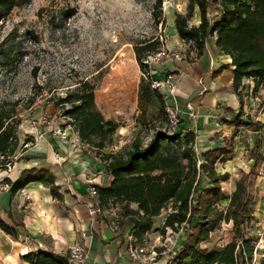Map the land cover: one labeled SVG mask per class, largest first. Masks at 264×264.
Instances as JSON below:
<instances>
[{"label": "rangeland", "instance_id": "rangeland-1", "mask_svg": "<svg viewBox=\"0 0 264 264\" xmlns=\"http://www.w3.org/2000/svg\"><path fill=\"white\" fill-rule=\"evenodd\" d=\"M171 1L180 4L179 9L170 8L157 19L153 17L156 0H19L20 4L0 19V109L13 114L11 121L17 124L19 140L13 162L8 167L1 162L0 174L9 172L22 150L36 145L43 136L56 135L62 140V132L77 133L74 118L66 113L72 102L56 103L82 82L93 85L95 108L113 128L107 139L111 152L125 149L134 138L145 145L157 131L171 134L178 129L166 123L148 81L149 67L146 72L136 59L139 54L144 60L158 48L164 32L173 41L174 26L168 23L166 13L170 21L172 11L174 16L186 14L188 0ZM218 9L210 0L208 15L212 18ZM184 55L188 58L190 50ZM251 83L244 108L251 106L254 114L264 110V86L255 90ZM262 134L264 139V130ZM241 139L249 138L244 135ZM84 144L91 152L104 153L91 143ZM249 154L250 149H244L235 161L219 164L220 171V167L228 169L233 176L221 182L226 196L231 194L227 185L249 170ZM255 173L250 186L253 218L245 231L257 236L264 228V159ZM4 185L5 179L0 177V190H8ZM205 186L208 181L202 176L198 189ZM226 205L227 200H223L219 206ZM170 207L171 203L167 209ZM155 220L154 225L160 226L161 217ZM182 232L183 228L166 236L153 226L144 243L162 252L158 257H163L179 246ZM231 235V224L221 222L203 245L221 247ZM260 258H264V241L256 243L255 264Z\"/></svg>", "mask_w": 264, "mask_h": 264}, {"label": "trees", "instance_id": "trees-1", "mask_svg": "<svg viewBox=\"0 0 264 264\" xmlns=\"http://www.w3.org/2000/svg\"><path fill=\"white\" fill-rule=\"evenodd\" d=\"M162 0H156L153 17L159 19ZM219 7L216 18L208 15L210 0H188L186 14L175 13L174 27L178 36L191 41L196 54H202L209 35H215L217 48L231 57L233 68L232 87L240 101V111L228 124L236 128L248 126L251 130H261L264 124L245 123L243 115L244 79L253 80V89L264 86V0H214ZM20 4L19 0H0V19L8 15ZM199 10L198 25H189L194 8ZM151 43V42H149ZM158 46V45H156ZM156 49L153 50L156 51ZM142 69L147 72V64L136 57ZM157 96L159 111L166 115L167 105L160 90L153 89ZM71 101L66 113L74 118L80 139L100 151L107 146L108 135L113 128L110 121L95 108L93 85L82 82L76 90L70 91L61 102ZM13 114L0 109V155L2 162H11L17 146L16 123L11 121ZM195 133L176 129L167 134L157 131L143 145L139 138L116 152L101 153L107 161V171L112 181L107 187L96 185L94 205L105 206L119 202L120 216L132 224L131 233L143 241L146 233L153 229L155 218L163 211L161 225L155 229L166 233L167 228L178 232L183 228L180 244L168 254L164 264H255L253 261L257 236L248 234L245 227L253 218V195L250 189L255 176V168L262 162L258 152L260 140L250 149L253 163L247 172H242L235 181L229 196L221 188V182L229 178L228 172L216 170V163L226 161L233 151L231 139L224 145L197 153L194 148ZM205 177L208 186L198 189L201 178ZM40 180L49 185L56 194L52 175L46 169H24L12 184V191L26 183ZM227 200L222 208L220 202ZM171 203V210L167 206ZM135 204V208L131 207ZM221 222L231 224V237L221 247L209 248L204 244ZM0 227L9 234L14 229L0 219ZM21 258L30 264H68L67 254L38 249L28 252ZM258 264H264L260 258Z\"/></svg>", "mask_w": 264, "mask_h": 264}, {"label": "crops", "instance_id": "crops-1", "mask_svg": "<svg viewBox=\"0 0 264 264\" xmlns=\"http://www.w3.org/2000/svg\"><path fill=\"white\" fill-rule=\"evenodd\" d=\"M213 12L215 16L212 18H216L219 10ZM171 13V21L168 13L166 17L168 23L174 26L173 11ZM199 21V10H196L192 25H198ZM174 31L175 37L172 42L169 41L172 48L178 47L180 41L175 27ZM186 49L190 50L188 58L184 55ZM182 54V61L167 59L156 67V77L167 73L174 75L173 88L165 87L160 92L167 109L178 110L179 123L175 129H191L195 133L194 148L197 153L222 146L226 139L232 140L233 151L228 159L216 163V170L228 172L231 179V172L222 167L220 171L219 164L235 161L244 149H251L257 139L260 140L258 152L264 159V127L251 130L248 126L236 128L228 124L227 121L233 120L240 111V101L232 87L234 66L231 57L217 48L215 35L207 37L201 55L196 54L191 43L182 48ZM250 82L253 87L252 79L243 80L241 119L249 124L257 121L264 124V110L253 114L251 106L244 108ZM244 135H248L249 139L242 140ZM110 149L105 146L101 150L108 153ZM22 152L10 171L0 174L10 185L9 190H0V219L15 232L12 235L0 227V264H30L21 256L38 249L66 254L67 245L75 241L84 248L85 260L82 264H140L127 252L132 224L126 217H121L119 230L112 231L104 218L89 213L88 204L95 199L89 193L90 184L107 187L112 181L106 165L95 157L94 152L86 145L83 149L74 148L56 135L48 136V139L43 136L36 145L26 146ZM11 158L13 161L14 157ZM246 163L251 167L253 160L248 156ZM30 168L46 169L53 177L57 195L40 180L30 181L12 191V184L21 172ZM235 181L231 182V186L227 185L229 193L233 191ZM160 217L162 222L163 215ZM148 237L149 232L143 242ZM167 258L168 255L157 257L152 264H164Z\"/></svg>", "mask_w": 264, "mask_h": 264}, {"label": "built area", "instance_id": "built-area-1", "mask_svg": "<svg viewBox=\"0 0 264 264\" xmlns=\"http://www.w3.org/2000/svg\"><path fill=\"white\" fill-rule=\"evenodd\" d=\"M177 7L179 9L180 4L173 5L171 0H162L161 2V9L162 12H166L167 9ZM160 46L157 48L156 51L147 55L146 59L143 61L149 67V83L152 89H162V88H169L172 89L174 85V75L171 73H167L163 77H156L157 76V69L156 67L162 64L167 59H173L176 61H182L184 56L182 54V48L191 43V41H186L180 38L178 47L172 48L169 44V38L167 33H163V36H159ZM179 123V115L178 110L176 108H168L167 109V124L170 128H175ZM62 141L68 142L74 148L83 149L85 147L84 142L80 139L78 132L77 133H70V132H62L61 134ZM95 157L102 162L103 164H107V161L102 158L101 153L96 154L94 153ZM2 162V156L0 155V163ZM11 162H5V167L11 165ZM3 163V162H2ZM3 164V165H4ZM0 165V169L4 166ZM4 187L6 189H10V185L5 183ZM89 193L92 196H96L97 188L96 184L92 183L89 186ZM89 213L99 215L104 218L107 223L109 224L112 231L119 230V221L121 219L120 206L115 205L114 203H109L105 206L94 205L93 203L88 204ZM171 208H168L170 211ZM256 222V221H255ZM253 222V223H255ZM258 224V223H256ZM173 231L170 228L166 230V236L171 234ZM258 241H264V228L258 232L257 234ZM128 255L131 259L139 262L140 264H152L153 261L158 257L159 254L162 252L155 250V248L146 245L143 241H138L130 232L128 235ZM66 254L68 258V264H82L85 260V253L84 248L79 242H72L69 243L66 247ZM254 261V260H253ZM255 263V261H254Z\"/></svg>", "mask_w": 264, "mask_h": 264}, {"label": "bare ground", "instance_id": "bare-ground-1", "mask_svg": "<svg viewBox=\"0 0 264 264\" xmlns=\"http://www.w3.org/2000/svg\"><path fill=\"white\" fill-rule=\"evenodd\" d=\"M170 9H167V11H169Z\"/></svg>", "mask_w": 264, "mask_h": 264}]
</instances>
